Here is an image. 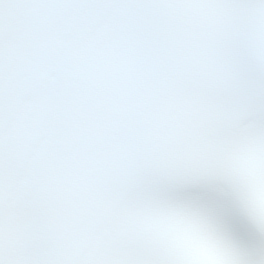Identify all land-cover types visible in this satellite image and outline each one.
<instances>
[{"label":"snow or ice","instance_id":"snow-or-ice-1","mask_svg":"<svg viewBox=\"0 0 264 264\" xmlns=\"http://www.w3.org/2000/svg\"><path fill=\"white\" fill-rule=\"evenodd\" d=\"M0 264H264V0H0Z\"/></svg>","mask_w":264,"mask_h":264}]
</instances>
